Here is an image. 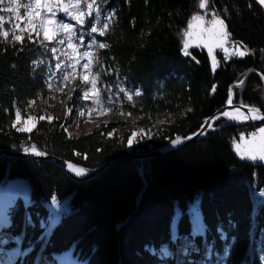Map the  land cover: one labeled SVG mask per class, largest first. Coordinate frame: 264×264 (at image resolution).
<instances>
[{
  "label": "trees",
  "instance_id": "trees-1",
  "mask_svg": "<svg viewBox=\"0 0 264 264\" xmlns=\"http://www.w3.org/2000/svg\"><path fill=\"white\" fill-rule=\"evenodd\" d=\"M19 2L23 5L25 0ZM83 2L92 0H82V6ZM95 3L102 11L110 10L114 19L104 36H96L108 47L91 50L96 59L90 65L89 79L99 71L97 92H90L85 102H75L83 108H94L97 114L108 112L130 119L76 137L69 133L70 122L65 118L55 117L51 122L38 118L28 133L11 127L15 111L19 109L21 116L27 117L32 101L54 98L63 102L77 89L83 91L79 66L76 79L70 78L66 85L61 83L59 72L52 79L54 73L48 68L56 61L41 46L36 32L31 33L35 43L29 41L26 9L21 7L23 21L0 12L5 17L0 33L9 31L8 39L0 34L1 149L20 151L35 144L90 172L109 161L160 148L177 135L195 133L226 105L230 87L235 104L255 106L264 112V20L245 0H214V10L225 19L231 41L242 43L249 51L245 57L228 60L220 49L212 54L195 42L189 48L191 55H184L182 34L197 14V0ZM54 19L57 29L60 20L75 23L62 12ZM17 23L25 29L23 33L13 27ZM90 24L86 17L84 45L91 39L86 34ZM77 32L80 34L79 28ZM14 35H22L23 42L13 41ZM44 43L51 47L55 41ZM84 50L81 47L78 52ZM49 81L51 89L47 87ZM120 88L128 93L140 91L141 95L129 102ZM108 96L113 100L111 107ZM130 123L142 127L152 139L145 138V142L128 148L126 139L131 132L119 129ZM263 125H235L222 119L216 123V131L177 151L115 164L82 181L48 160L0 154V196L4 187L12 192L6 197L9 226L1 229L11 239L0 243V248L16 253L13 264H52L57 255L69 254L79 264H217L227 245L229 256L223 264H264V165L242 158L235 147L241 136L248 139ZM109 132H113L112 137ZM19 180L27 185L28 196L17 188L15 182ZM54 199L67 201L68 210L48 229ZM194 205L196 213L202 215L203 235H193ZM29 216L32 225L26 226ZM42 219L46 221L44 228ZM220 228L225 230L227 241L219 239ZM18 237L19 242L15 241ZM162 244H167L172 253L163 260L156 254ZM208 246L214 249L211 257L206 254ZM180 248L185 249L183 256Z\"/></svg>",
  "mask_w": 264,
  "mask_h": 264
},
{
  "label": "snow or ice",
  "instance_id": "snow-or-ice-1",
  "mask_svg": "<svg viewBox=\"0 0 264 264\" xmlns=\"http://www.w3.org/2000/svg\"><path fill=\"white\" fill-rule=\"evenodd\" d=\"M209 2L210 0H197L196 8L197 14L191 17V22L187 24L186 30L183 32L182 37L184 39L183 50L184 55L190 56L189 48L195 42L196 46H204L207 48L209 53L213 52V49H220L224 54V59L228 60L232 57H245L249 55V51L246 46L242 43L231 41V34L227 31V24L225 19L222 18L221 14L214 10V0L213 9L209 10ZM255 3L259 4L262 8H264V0H255ZM251 6V5H249ZM24 7L26 9L27 14V24L26 28L30 29L28 32V39L30 42L35 43L32 40V31H36L37 37H39L40 32L43 33V40L39 41L41 46L45 47L51 54L53 59L56 61L53 67H49L48 71L50 73H54L52 79H55V73H60V81L62 84H67L70 80L76 79L77 66L82 70V75L80 76L81 87L83 88L82 96L80 99L87 100L89 99V93L92 92L95 94L97 92V78L99 76V71L96 73L92 79H89L90 73V65L93 64V60L96 58L93 56L92 49H105L108 45L104 42H98L96 36H104L106 31L109 29L110 24L113 22L114 15L110 10L102 9L99 5L95 3V0L87 3L82 0H68L67 4L61 3L60 5H54L49 3L48 0L42 4L41 0H34V2L29 3L28 0H25L22 5L19 0H0V12H6L12 14L16 21H23V17L19 15V9ZM54 7H58L59 11L64 14L65 17L69 21L65 22L64 20L59 21V28L55 27V16L56 12L53 11ZM202 10V11H201ZM43 11V16H41V12ZM51 13V15H50ZM224 15L227 16V8L224 9ZM101 16H103V20H101ZM88 18L91 21V24L86 29V34L91 37L90 42L87 45H84V34H85V18ZM4 15H0V27H2V22H4ZM39 26L37 30L36 26ZM99 25V28L96 26ZM50 26L53 29L52 34H50ZM14 28L20 30L21 33L25 31V29H20L19 23L13 25ZM77 28L80 29V34L77 32ZM4 39H8L9 31L5 30L2 33ZM59 37V38H58ZM12 40L15 42H23L22 35H14ZM44 41H55V44L49 47ZM66 45V48L64 47ZM81 47H85L87 50L82 52H78V49ZM264 51V50H261ZM60 52V55L57 53ZM61 56L65 57V60L61 61ZM83 59L86 62L80 63V60ZM212 67L213 70L216 68V57H212ZM98 63V61H97ZM240 84H243V81H240ZM90 86V87H89ZM47 87L49 89L52 88L51 81L48 82ZM57 91H62V89L58 88ZM214 92L215 89L213 88ZM119 92L125 95V99L129 102H132L135 97H139L141 95L140 91H133L131 93L126 92L124 88H120ZM94 99V104H95ZM233 101L231 98V94L227 101L228 105H232ZM107 104L111 107L113 105V100L111 96L107 98ZM135 107L133 103L131 105ZM242 107L248 108V114H245L241 111ZM69 111H71L69 109ZM132 113L129 112L128 115ZM222 117L227 118L230 121H238L242 119H251V120H264V115L260 114V109L255 106H247V105H239L235 107L233 110H225L222 113L218 114L215 119H220ZM21 119V112L19 109L15 111V119L11 123V127L15 128L16 131L20 133H28L31 132V128L28 127H19L16 128V124ZM29 120L34 119L33 117H28ZM41 121H44L46 117L41 115L39 117ZM49 122H51V119ZM205 123H209L205 121ZM209 127L211 124L209 123ZM204 130L201 129L199 132L194 133L195 135H204ZM103 135V133H102ZM109 137L113 136V132L107 133ZM193 136H188L182 138L177 135L174 139L170 140V143L173 147H177L184 142V139H192ZM252 139L249 141H245L244 147H241V144L237 143L235 145L236 151L240 153L242 158L249 159L252 161H261L264 162V127H260L258 132L251 133ZM152 139V135L146 132L144 129H140L139 132L131 133L126 139V145L128 148H132L134 144L141 142L143 139ZM241 140L244 139L243 136L240 137ZM25 153L30 155H35L37 157H45L48 155L45 151L38 150L36 145H30L29 147H25L23 149ZM76 155H80L76 153ZM84 159H87V156H84ZM67 169L73 173L77 177H83L89 171L87 168L82 166H77L74 163H67ZM264 196V193L261 194ZM56 209L53 210V215L51 220L47 224V228L50 229L53 224L59 219L60 216L65 215L67 213V205L59 204L55 201ZM194 209V225H193V235H203L204 234V226L199 221L198 214L195 209L196 206H193ZM25 225L31 226L32 220L31 217L25 218ZM9 226L8 215L5 211L0 210V229H5ZM42 228L45 225H41ZM219 231V239L227 241L228 236L223 228L218 229ZM172 239H177L175 233L172 234ZM0 243H5V241H0ZM229 246L225 245L223 250V256H219L217 258V264H223L226 258L229 256ZM155 253V249H152ZM207 257H211L214 255V249L212 246H208L206 248ZM2 254V253H0ZM18 255H22V253H17ZM158 256L163 260L164 258L170 257L172 253L169 251L167 244H162L159 248ZM202 264H210V261H202Z\"/></svg>",
  "mask_w": 264,
  "mask_h": 264
},
{
  "label": "rangeland",
  "instance_id": "rangeland-1",
  "mask_svg": "<svg viewBox=\"0 0 264 264\" xmlns=\"http://www.w3.org/2000/svg\"><path fill=\"white\" fill-rule=\"evenodd\" d=\"M45 2V0L43 2H41L42 4ZM49 3H59L58 0H48ZM62 3H64V0L61 1ZM56 4V5H57ZM59 5V4H58ZM57 5V6H58ZM56 14H58L60 11L58 9V7L54 8ZM43 16V15H42ZM56 22V19H54ZM37 28V27H36ZM27 29V28H26ZM39 28H37L38 30ZM28 31H30V29H27ZM53 29L50 26V34H52ZM36 31H32V33H34ZM40 40H43V33L42 31L40 32L39 35ZM216 50L218 49H213L212 54H214L216 52ZM82 92L80 89H77L75 91L74 95H71V97L63 102L57 101L54 98H49L47 101H39V100H35L32 101L29 108H28V116L27 117H22L20 121L16 124V127H28V128H33L36 123L38 118L43 115L44 117H46L47 120H49L48 118H50L51 120L55 117L62 119H68L70 124H69V133L73 136H80L83 134H87L90 133L100 127H103L104 125H107L111 122L114 121H118V120H123V119H130V117H128L127 115H113L110 114L108 112H105L103 114H97L96 110L92 107H89L88 105L83 107H80V103L79 105L77 104V102H75V100H79L80 101V97L82 96ZM83 102H85L86 100L81 99ZM89 100V99H87ZM69 109L71 111H69ZM28 117H33L34 119L29 120ZM263 127V126H262ZM140 129H143L142 127L138 126L135 123H130L129 125H127L126 127H121L119 129L120 132H124V131H130L131 133L133 132H139ZM146 131V130H145ZM147 132V131H146ZM252 139V136H250L248 139L244 138L243 140H241L240 142H238L239 144H241V147H244V143L245 141H249ZM143 142H145V140H143ZM238 153V152H237ZM240 155V153H238ZM241 156V155H240ZM256 162H260V161H256ZM17 188L19 190H21L22 193H25L28 196V189H27V185L24 184L21 180L16 181L15 182ZM14 189L15 186H13ZM12 194V192H9L8 190H6V192L4 190H2L1 196L4 197H9ZM4 199L0 200V210H3L7 213V203L4 201ZM56 202H58L59 204H66L67 205V201L62 202V201H58L55 200ZM51 207L56 209V204L53 202L51 204ZM199 217V221L202 223V215L200 213V215H198ZM9 219V217H8ZM40 224L45 225L46 221L44 219H42L40 221ZM1 235L3 236L4 240L9 241L11 238L9 235L7 234H3L1 233ZM15 241L19 242L21 241V238L18 237L15 239ZM0 263L1 264H13V261L9 260L8 257L10 258H15V254L10 253L9 251H5L3 249H0ZM180 253L183 256L185 254V249H181L180 248ZM207 254V252H206ZM179 257V255H178ZM177 260V259H176ZM52 264H79L77 261H75L70 255H57L55 257V262H53Z\"/></svg>",
  "mask_w": 264,
  "mask_h": 264
},
{
  "label": "water",
  "instance_id": "water-1",
  "mask_svg": "<svg viewBox=\"0 0 264 264\" xmlns=\"http://www.w3.org/2000/svg\"><path fill=\"white\" fill-rule=\"evenodd\" d=\"M248 4L251 5V7L253 9L256 10V12L263 18L264 20V8H262L259 4L255 3V0H245ZM241 104H234V105H225L222 108H220L218 111H216L211 117L207 118L205 121H208L211 124V127H209V123H204L201 125V127L199 128V130H197L195 133L199 132L201 129L204 130V135H195L193 136V134L189 135V136H193L192 139L188 140V139H184V142L182 144H180L177 147H173L171 145V143H167L166 145L160 147V148H156V149H152L149 152L146 153H141V154H136V155H131L129 157H126L122 160H118V161H109L107 163L102 164L100 167H98L97 169H94L90 172H87V174L83 177H77L75 176L73 173H71L67 167L66 164L67 163H72L69 162L67 160H64L62 158H59L57 156L54 155H46L45 157H37L35 155H30L28 153H25L23 150L20 151H16V150H9V149H1L0 148V154L5 155L7 157H12V158H36V159H43V160H48L52 163H54L55 165L59 166L60 168L64 169L67 173H69L73 178H75L76 180H88L91 178H94L96 176H98L99 174L103 173L104 171H106L109 167H111L112 165L115 164H120V163H124V162H128V161H132V160H136V159H140L143 160L145 158H153V157H160V156H164L167 155L169 153H172L174 151H177L178 149L182 148L184 145L191 143V142H195L198 141L200 139H202L203 137H205V135L211 130L212 126H214L220 119H215V117L222 113L225 110H229L231 111L232 109H234L235 107L239 106ZM245 105V104H243ZM249 106V105H247ZM242 110L246 111L248 114V108L247 107H242ZM260 114L264 115V112L260 110ZM222 117V116H221ZM259 122H264V120H251L248 119L247 124H251V123H259ZM234 124V123H233ZM185 138V137H182ZM37 147V145H36ZM38 150L39 147H37ZM261 165H264V162H258ZM75 164V163H74ZM77 166H80L77 164Z\"/></svg>",
  "mask_w": 264,
  "mask_h": 264
},
{
  "label": "built area",
  "instance_id": "built-area-1",
  "mask_svg": "<svg viewBox=\"0 0 264 264\" xmlns=\"http://www.w3.org/2000/svg\"><path fill=\"white\" fill-rule=\"evenodd\" d=\"M229 96H228V99H229ZM231 98H232V101H233L232 105H234L233 93L232 92H231ZM241 111H243L245 113V116H247V112L246 111H244V110H241ZM221 119H227V118L221 117L220 120ZM247 121H248V119H242L241 121H232V122H234L236 124H243V123H246ZM211 130H217V126H212Z\"/></svg>",
  "mask_w": 264,
  "mask_h": 264
},
{
  "label": "bare ground",
  "instance_id": "bare-ground-1",
  "mask_svg": "<svg viewBox=\"0 0 264 264\" xmlns=\"http://www.w3.org/2000/svg\"><path fill=\"white\" fill-rule=\"evenodd\" d=\"M250 5V4H249ZM231 92L233 93V90H232V87H230V89H229V95L231 94ZM233 100H234V93H233ZM228 101V100H227ZM226 104H227V102H226ZM246 105V104H245ZM250 106V105H249ZM233 110V109H232ZM242 110V109H241ZM243 112V111H242ZM244 113V112H243ZM245 114V113H244ZM238 121H241V120H238ZM214 126H216V124L214 125ZM210 131H216V130H210ZM1 260V259H0ZM1 262V261H0ZM1 264V263H0Z\"/></svg>",
  "mask_w": 264,
  "mask_h": 264
},
{
  "label": "flooded vegetation",
  "instance_id": "flooded-vegetation-1",
  "mask_svg": "<svg viewBox=\"0 0 264 264\" xmlns=\"http://www.w3.org/2000/svg\"><path fill=\"white\" fill-rule=\"evenodd\" d=\"M263 127H264V125H263Z\"/></svg>",
  "mask_w": 264,
  "mask_h": 264
}]
</instances>
